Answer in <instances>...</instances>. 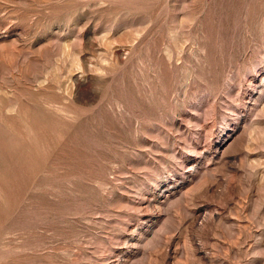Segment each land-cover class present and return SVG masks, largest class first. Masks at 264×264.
Wrapping results in <instances>:
<instances>
[{"label":"rangeland","instance_id":"rangeland-1","mask_svg":"<svg viewBox=\"0 0 264 264\" xmlns=\"http://www.w3.org/2000/svg\"><path fill=\"white\" fill-rule=\"evenodd\" d=\"M0 264H264V0H0Z\"/></svg>","mask_w":264,"mask_h":264}]
</instances>
